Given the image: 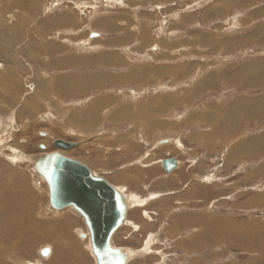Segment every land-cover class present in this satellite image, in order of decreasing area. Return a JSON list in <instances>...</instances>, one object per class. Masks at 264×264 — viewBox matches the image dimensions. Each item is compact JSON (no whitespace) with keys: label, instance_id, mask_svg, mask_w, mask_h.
Segmentation results:
<instances>
[{"label":"rangeland","instance_id":"1","mask_svg":"<svg viewBox=\"0 0 264 264\" xmlns=\"http://www.w3.org/2000/svg\"><path fill=\"white\" fill-rule=\"evenodd\" d=\"M4 2L8 3L2 9L17 16L14 24L20 26L11 28L10 33L11 40L14 37L20 41L13 50L15 53L25 57L26 51L33 50L34 58L37 50L30 46L36 44L43 47L45 54L51 53L50 49L56 50V54L68 49L69 58L74 60L67 68L53 67L54 62L62 60L59 59L62 55L47 56L46 61L51 60L47 64L39 63L40 68L31 60H18L21 67L15 65L19 71L16 81L21 95L12 99L14 104L10 108L0 109V127L6 130L0 139L7 140L6 147L11 144L12 149L28 156L59 151L70 159L90 160L96 168L95 175L112 181L116 173L124 171L116 153H113L115 160L107 161L106 165L97 159L110 147L112 136L102 141L110 142L103 147L96 141L113 131L118 135L126 134V141L132 144L131 151H135L134 160L141 161L146 154L152 164L125 169L131 172L129 180L139 179L136 184L115 180V184L125 183V190L133 197L145 200L140 208L136 206L128 213L127 218L139 223L137 229L132 231L123 226L113 241L115 248L134 251L126 264H264V0ZM95 33L100 36H90ZM0 61L7 70L13 67L1 55ZM236 73L257 83L245 88L238 79H231ZM58 77L70 80L88 77L97 82L82 83L78 89L89 90L76 96L59 93L53 97L46 90L39 93L33 107L19 113L27 97L40 90L44 92L41 84L52 90L56 86L50 82ZM46 79L49 84L44 82ZM198 81L207 90L214 88L196 93L193 86ZM35 84L39 85L38 89ZM120 88L141 93L136 101H130L135 103L133 110H137V120L126 121L119 114L117 123L100 117V125L95 124L97 128L79 129L75 123L63 129L65 122L72 121L73 112H85L82 108L90 105L94 98L115 94ZM9 96L16 95L12 92ZM240 101L247 112H256V119L245 120V111L239 110L240 104H237ZM214 113L218 115L217 120L209 121L216 116ZM24 124L25 130L20 132ZM99 131L105 135L100 137L103 133ZM45 132L50 138H46ZM167 138L173 140L172 145L155 147L157 141ZM54 140L77 145L59 150L53 147ZM241 142L250 144L246 154L238 152L227 157L231 147ZM42 145L46 147L44 150L40 149ZM169 158L179 162V169L169 173L171 175L165 173L159 163ZM13 169L24 171L27 185L32 184L36 192L32 201H26L33 210L37 209L33 217L36 220L25 219L22 226L31 234L26 246L32 257H23L21 264L27 261L34 264V253L55 246L50 241V237L56 235L55 229L65 236L62 245L72 254L71 258L66 255L65 264H96L88 242L77 238L78 231L86 234L82 218L71 208L57 211L49 206L48 187L39 182L38 174L28 172V163H19ZM141 210L150 220L145 219ZM39 219L48 224L44 225ZM0 225L3 226L1 218ZM3 230L6 239V225ZM13 237L12 242L6 240L5 246L0 244V247L10 251L21 238ZM148 240L150 245L145 247ZM3 262L10 264L5 259ZM52 262L57 264L55 258Z\"/></svg>","mask_w":264,"mask_h":264},{"label":"bare ground","instance_id":"2","mask_svg":"<svg viewBox=\"0 0 264 264\" xmlns=\"http://www.w3.org/2000/svg\"><path fill=\"white\" fill-rule=\"evenodd\" d=\"M0 3L2 4L0 6V55L2 57H4L9 63V65H13V67L11 66V69H8L7 70V66L4 65L3 63H0V109L2 108H10L13 101L15 99H18L19 98V92H21V88H20V85L18 84V82L16 81V74L17 72L19 71H16L18 67H21L18 65V60H22V61H32L33 64L35 66H37L36 64L39 65V63L43 64H47L50 60L46 61V57L47 56H52V55H57L58 57L60 55H62V57H60L59 59H62V60H57L56 62H54V66H58V68H67L69 67V62L73 60V57L69 58L68 56V49L66 50H62V53H59V54H56V50H52L50 49L51 46H49V49L51 51V53H47L45 54L43 52V47H39L38 45H32L30 46V49H36L37 51L34 53V58L32 57L33 56V50H29V52H31L30 54H28L29 52L26 51V56H22V55H18L17 53H15L13 50L15 48V46H17L20 41L17 39V38H12L11 40V36H10V33H11V28H15V27H20L19 24H14L16 21H17V16L15 17L14 15L12 14H8L7 12H5L7 9H2L4 8L5 6V3H8V2H4V0H0ZM7 5V4H6ZM11 6V5H10ZM7 8V7H6ZM14 14V13H13ZM97 34V33H95ZM90 34L87 35V37L89 36ZM91 36V35H90ZM97 36L99 37L100 35L97 34ZM95 36V37H97ZM128 39V38H127ZM11 41H13V43H11ZM88 42V41H87ZM147 42V41H146ZM91 43V42H90ZM149 43V42H148ZM95 44V43H94ZM153 48V46H152ZM154 48H157L156 46ZM151 49V48H150ZM137 50V49H136ZM153 50V49H152ZM130 52V51H129ZM150 52V51H149ZM128 53V52H127ZM147 54V53H146ZM30 55V57H29ZM157 55V54H156ZM159 55V54H158ZM68 56V57H67ZM40 57H42L40 59ZM57 57V58H58ZM147 57V55H146ZM40 59V60H39ZM20 60V61H21ZM1 62V61H0ZM164 62V61H163ZM104 63H107V62H104ZM109 63V62H108ZM107 63V64H108ZM118 63V62H117ZM24 64V63H23ZM110 64V63H109ZM112 64V63H111ZM114 64V62H113ZM8 65V66H9ZM18 67H16V66ZM119 65H122V64H119ZM118 65V66H119ZM41 65H39L38 67L40 68ZM25 67V66H24ZM49 67H50V64H49ZM33 68V67H32ZM39 68H36L37 70ZM11 70V71H10ZM35 70V69H34ZM41 70V69H40ZM46 70V69H45ZM53 71V70H52ZM144 72H146L145 70H143ZM14 72V73H13ZM35 72V71H34ZM40 73L43 74V72L40 71ZM158 73V72H157ZM46 74V73H45ZM116 74V73H115ZM44 75V74H43ZM149 75V74H148ZM21 76V75H20ZM120 76V74H119ZM47 77V75H46ZM128 77V76H127ZM145 77H147L145 75ZM145 77H142L143 79H145ZM59 78V79H58ZM57 79L54 78V80H52L50 82L51 83H55V86L56 87H52V90H49L50 88H44V83L43 85L41 84L40 86L43 88L44 92L42 90H40L39 92H36L35 95H32V96H29L26 98H24L25 102L27 103H23L24 106H20L19 107V110L20 112L19 113H23L24 109L25 108H30L32 105H33V102L35 103L39 97V93H45L46 90H48L49 92H47L48 94H50L51 96L55 95V96H59V93L60 95H70V96H76L78 94H82L83 91L86 92V90H89V89H86V90H80L78 89V87L83 83V85H88L91 81H93V79H90L88 77H84L80 80H70V79H67V78H64V77H58ZM133 78V77H132ZM238 79L240 83H242V86L245 87V88H249V87H252V85H254V83H257L256 80L254 79H248L246 77H244L241 73H236L235 75H232L231 79ZM43 79V78H42ZM143 79H137V81H141ZM154 79V78H152ZM51 80V78H50ZM147 80V78H146ZM35 81V80H34ZM37 81V80H36ZM42 81V80H41ZM49 82V80L46 79V81H44L45 83L46 82ZM95 82H97V80H94ZM93 81V82H94ZM126 81V80H125ZM136 81V82H137ZM144 81V80H143ZM200 81V80H199ZM197 82L196 84H194L193 86V90H196V93H199L201 91H209L211 90L212 88L214 87H211L209 88L208 90L205 89L203 87V83L201 82ZM38 82V81H37ZM40 82V81H39ZM47 82V83H48ZM118 83V81H116ZM142 82V81H141ZM227 82V81H226ZM225 82V83H226ZM22 83V82H21ZM36 83V82H35ZM41 83V82H40ZM138 83V82H137ZM49 84V83H48ZM33 85V84H31ZM36 86V84H35ZM38 84H37V89H38ZM99 85H97L96 87H98ZM41 88V89H42ZM85 88V87H84ZM36 89V90H37ZM121 89V88H120ZM143 91V90H142ZM141 91V92H142ZM147 91V90H146ZM145 91V92H146ZM7 92V93H6ZM14 92L16 96L14 97H10L9 94ZM41 93V94H42ZM191 94V93H190ZM202 94V93H201ZM21 95V94H20ZM103 95V94H102ZM141 95V93H136L135 90H130L129 88H127V90H117L115 92V94H110V95H103L99 98H94L93 101L90 103V105H87L85 106L84 108H82L85 112L81 113H75L73 112V119L72 121H68L67 123L65 122V128L63 129H66L69 125L71 124H75L77 123V127L79 129H93V128H97V126L95 125L96 123H98V125H100V117H103V119L105 117H107L105 119V121H115V123H117V117L119 114H121L119 117L120 118H123L124 120L126 121H129L131 119V121H134V120H137L138 117H137V110H133L135 108V103H130V101H136V97ZM189 95V94H188ZM10 97V98H9ZM44 98V96H42ZM46 97V96H45ZM54 97V96H53ZM57 98V97H56ZM80 98V97H79ZM35 99V100H34ZM82 99V98H81ZM91 100V98H89ZM45 101H47V99H44ZM246 100V99H245ZM44 101V102H45ZM58 99L56 100V103H57ZM252 101V100H251ZM254 101V100H253ZM24 102V101H23ZM40 102V101H39ZM43 102V103H44ZM77 102V101H76ZM75 102V103H76ZM86 102V101H85ZM84 102V103H85ZM175 102V101H173ZM241 102L240 103H237V104H240L239 105V110H244L245 111V120L248 121V119L250 120L251 118H255V115H256V112L255 111H250V112H247V109H245V107H242L241 105ZM73 103V102H72ZM178 103V102H177ZM235 103V102H234ZM3 104H5L6 106H4ZM59 104V103H58ZM80 104V103H79ZM141 104V103H140ZM81 105V104H80ZM35 106V104H34ZM84 106V105H82ZM141 106V105H140ZM33 107V106H32ZM79 107V106H78ZM81 107V106H80ZM138 107V106H137ZM212 106H210L211 108ZM108 108H110L109 110H107ZM209 107H207V109H210ZM214 108V107H213ZM81 109V110H82ZM213 111V109H211ZM1 111V110H0ZM209 111V110H208ZM88 112V113H87ZM159 112V111H158ZM226 112V111H225ZM162 113V112H160ZM228 113V112H227ZM131 114V116L129 115ZM215 114V113H214ZM216 116L214 118H211L209 121H216L217 120V117L218 115L215 114ZM122 116V117H121ZM207 116V115H206ZM20 117V116H19ZM31 117V116H30ZM129 117V118H128ZM203 117V116H202ZM33 118V117H32ZM31 118V119H32ZM145 118V117H144ZM144 118H139L140 120L139 121H145ZM205 118V116H204ZM209 118V117H208ZM224 118V117H223ZM222 119V118H221ZM256 119V118H255ZM27 120V119H26ZM122 120V119H121ZM119 120V121H121ZM204 120V119H203ZM254 120V119H252ZM123 121V120H122ZM181 121V120H179ZM208 121V120H207ZM241 121V120H239ZM244 121V120H243ZM1 122V121H0ZM24 122V121H23ZM104 122V121H103ZM12 123V122H11ZM30 123V122H29ZM33 123V121H32ZM51 123V122H50ZM136 123V122H135ZM1 124V123H0ZM28 124V123H27ZM56 124V123H55ZM54 124V125H55ZM29 125V124H28ZM26 125V126H28ZM53 125V124H52ZM137 125V124H136ZM220 125V124H219ZM13 126V125H12ZM56 126V125H55ZM63 126V125H62ZM175 126V125H174ZM64 127V126H63ZM224 127V126H223ZM233 127V126H232ZM163 128V127H162ZM168 128V126L166 127ZM11 129V127L9 128ZM169 129V128H168ZM216 129V128H215ZM25 130V124L22 126V128H20V132L21 131H24ZM98 130V129H97ZM165 130V129H164ZM172 130V129H171ZM231 130V129H230ZM16 131V130H15ZM105 131V130H104ZM163 131V130H162ZM5 127H0V136H4L5 135ZM102 132L103 134L100 136H104L105 135V132L103 131H99V133ZM164 132V131H163ZM46 133V132H45ZM151 133V132H150ZM193 133V132H192ZM213 133V132H212ZM46 138L49 137V134L46 133ZM125 134V133H124ZM156 134V133H155ZM204 134V133H203ZM126 135V134H125ZM124 135V136H125ZM219 135V133H218ZM12 136V135H11ZM11 136H9V138H11ZM110 136H112L110 138ZM123 135H118V134H115V132L113 131L112 134H109L108 133V136L104 137L103 139H98L96 142L98 145H100L101 147L105 146V145H108L110 142V147H106L105 148V151L102 152V156L104 154V158H106V161L103 163L102 162V156L101 155H97V159L99 161L100 164H103V165H106L107 164V161H114L115 160V155L113 153H116V159L117 161H120L121 162V165L120 167L121 168H124V171L123 172H118L115 174L114 177H112V181L108 180L107 179V182L114 188L116 189V187H118L116 190L122 195L124 196V201H125V204H126V207H127V211H126V217H125V220L123 222V224L120 226V228H122L123 226H126L127 228L131 229L132 231L136 230L139 223L137 222H133L131 221L130 218H127L128 217V213H129V210L132 209L134 210V208H136V206H138L140 208V206H142V204L145 202L144 199H141L138 197V199L135 197H133V194H129V192H127L125 190V183H133V184H136L137 183V179L136 177L134 179H131L129 180V173H131L130 171H125V169H132L135 165H140L142 167H149L151 166V162L149 161L150 158L146 156H144L143 160H134L135 157H134V153L135 151H131V148H132V144L127 142L125 137ZM207 136V135H206ZM13 138V136H12ZM45 138V139H46ZM110 138V142L109 143H104L102 142L104 139H108ZM128 138V137H126ZM141 139V138H140ZM257 139V138H256ZM27 140V139H26ZM177 140V139H176ZM175 140V141H176ZM221 140V139H220ZM235 140V139H234ZM25 141V140H23ZM22 141V142H23ZM115 141H116V145H115ZM174 141V143H176ZM178 141V140H177ZM6 142L7 140H2L0 139V174L2 176V178L0 179V218L2 219V225H6V230L8 232V235L5 239V231L3 230V226L0 225V244L5 246L4 245V242H12L14 240V235L16 236H19L21 237L17 242H16V245H14L12 247V249L9 251L8 249H4L2 247H0V264H4L3 260L5 259L6 262L10 263V264H21V260L23 259V257H27V256H30V258L32 257V253L27 250V243L29 242L30 240V232L29 231H24L22 226H23V222L25 219H32L34 217V215L36 214V211L37 209L33 210V208L31 207L30 203L26 202V201H32L33 199V196L36 195V192L34 191L33 187H32V184L31 186L27 185V181L26 180V177H25V173L24 171H15L13 168H15V166L19 163H23V162H26L28 163V172L30 173H33L34 175L35 174H38L37 176L39 177L38 180L39 182H41L45 187L47 185L48 187V184L46 182V179L41 176L37 171H36V166L38 164L39 161H37L40 156L42 155H47V154H41V155H37V156H28V155H25L23 154L22 152H19L18 150H14L11 148V144L8 145L6 147ZM18 142V141H17ZM24 143V142H23ZM26 143V142H25ZM53 143V142H52ZM204 143V142H203ZM173 144V140H171L170 138H167V139H163L162 141H157L156 142V146L155 147H167V146H170ZM163 145V146H162ZM177 145V143H176ZM175 145V146H176ZM179 145V144H178ZM43 146V145H42ZM47 146V145H46ZM174 146V145H173ZM264 146V145H263ZM112 147V148H111ZM180 148V146H178ZM208 147V146H207ZM235 148H232L231 147V150L228 151L227 153V157H231L233 156L235 153H238L241 155H243L246 151H247V148L250 147V144H248L247 142H241L239 144H237V146H234ZM46 148V147H45ZM44 148V149H45ZM135 148V146H134ZM177 148V147H175ZM209 148V147H208ZM43 149V150H44ZM156 149V148H155ZM166 149V148H165ZM181 149V148H180ZM3 150V151H2ZM61 150V149H59ZM95 150L99 151V150H102L101 148H96ZM177 150V149H176ZM5 151L8 152V154H5ZM178 151V150H177ZM107 152V153H106ZM156 152V151H155ZM154 152V153H155ZM261 152V151H260ZM52 153H59L58 152H52ZM146 153V152H145ZM150 153V152H149ZM181 153V152H180ZM51 154V153H50ZM61 154V153H60ZM106 154V156H105ZM151 154V153H150ZM246 154V153H245ZM62 155V154H61ZM114 155V156H113ZM65 156V155H64ZM247 156V155H246ZM254 156V155H253ZM66 157V156H65ZM138 157V156H137ZM242 157V156H241ZM245 157V156H244ZM249 157H251V155L249 154ZM233 158V157H232ZM134 161H133V160ZM175 159V158H174ZM74 160V159H73ZM147 160V161H146ZM78 162H80L81 164L83 165H87L88 167H90L92 169H89L87 166V168L91 171V173L96 176V177H100V176H97L95 175V172L94 171L96 168L95 166L93 165V162H91L90 160H76ZM136 161V162H135ZM177 161V160H176ZM10 164V166H7V163ZM162 162L163 160H160V166H162ZM33 165V168L34 171L31 167V165ZM217 166V165H216ZM119 167V168H120ZM94 168V169H93ZM118 168V169H119ZM120 168V169H121ZM163 168V166H162ZM144 169V168H143ZM179 169V162L177 161V167L176 169H174L173 171H176ZM19 170V169H18ZM115 170V169H114ZM164 170V168H163ZM148 171V170H147ZM117 172V171H116ZM150 172V171H149ZM165 172V170H164ZM172 172V171H171ZM170 172V173H171ZM24 173V174H23ZM97 173V172H96ZM143 173V172H142ZM167 173V172H165ZM216 173V172H215ZM133 174V173H132ZM131 174V175H132ZM154 174V173H153ZM169 174V173H167ZM172 174V173H171ZM169 174V175H171ZM211 174V173H210ZM121 175V176H120ZM162 175V173H161ZM165 175V174H164ZM195 175V174H194ZM27 176V175H26ZM36 176V175H35ZM41 176V177H40ZM124 176V177H123ZM166 177V176H164ZM102 178V177H101ZM149 178V177H148ZM155 178V177H154ZM45 182H44V180ZM104 179V178H103ZM115 180H119L120 182H125V183H117L115 184ZM154 180V179H153ZM156 180V179H155ZM201 180V179H200ZM209 180V178H208ZM118 181V182H119ZM149 181V179H148ZM193 181V180H192ZM197 181V180H196ZM46 183V184H45ZM156 183V182H155ZM159 183V182H158ZM156 183V184H158ZM194 183V181L192 182ZM198 183V182H196ZM207 184V183H206ZM129 185V184H127ZM116 186V187H115ZM133 186V185H132ZM198 186V184H197ZM209 186V185H208ZM213 186V185H212ZM46 187V188H47ZM119 188L121 190H119ZM188 188V187H187ZM189 189V188H188ZM38 190V188H37ZM123 190H125L127 192V194L125 193V191L123 192ZM188 191V190H187ZM47 192L49 193V187H48V190ZM126 195H124V194ZM188 193V192H187ZM186 193V194H187ZM128 194L131 196L129 197ZM224 197V196H222ZM190 200V199H189ZM240 201V200H239ZM33 204V203H32ZM182 204V203H181ZM192 204V203H191ZM201 204V203H200ZM203 204V203H202ZM207 204V203H206ZM198 205H199V202H198ZM197 205V206H198ZM205 205V204H204ZM49 206L51 207L50 205V197H49ZM201 206V205H200ZM238 206V205H237ZM132 207V208H131ZM53 210H57V209H54L53 207H51ZM68 208H71L73 209V207H66L64 209H68ZM203 209V208H202ZM131 210V211H132ZM58 211V210H57ZM73 211L75 213H77V211H75L73 209ZM199 211V210H198ZM141 212H143L144 214V217L145 219H149V216L147 215V213L143 210H141ZM177 212V210L175 211ZM174 213V212H173ZM198 213V212H197ZM80 217L81 215L79 213H77ZM193 214V213H192ZM199 214V213H198ZM200 216V215H199ZM82 218V217H81ZM192 218V217H191ZM201 218V216H200ZM34 220H36L35 218H33ZM130 219V220H129ZM83 220V219H82ZM150 220V219H149ZM193 220V219H192ZM148 221V220H147ZM39 222H42L44 225L48 224L46 221H41L39 219ZM197 222V221H196ZM199 222V221H198ZM84 223V221H83ZM85 225V224H84ZM186 226V225H185ZM86 228V226H85ZM119 228V229H120ZM178 228V227H177ZM87 229V228H86ZM114 232V234L112 235L111 237V241H110V244L111 246L114 248V249H118V250H121V252L123 253V255L125 256V263H127V261L129 262V260L131 259V256L133 254L134 251H131L127 248H115V245H113V241H114V238L116 236V232H118V230ZM201 229V228H200ZM54 230H52L53 232ZM55 236H51V240L53 242V244L56 246V251H55V246L53 247H47V249H49L48 253L46 255H42L41 254V250H38L37 253H34V258L32 259L35 263L34 264H56L55 262H52V259L55 258L56 261H57V264H65L64 261L67 259V256L68 255L70 258L72 256L71 254V251L70 250H66V246H63L62 243H65L64 239H65V236L60 234V232H58L59 230L55 229ZM88 230H86V234H83L82 231H78L77 232V238H79L81 241L83 242H88V248H89V252L91 254V256L94 258L93 260L95 261V263L97 264V261H96V258L95 256L93 255L92 253V247H91V242H90V237H89V232H87ZM192 231V230H191ZM82 232V233H81ZM22 233V234H21ZM58 233V234H57ZM194 236V235H193ZM196 236V235H195ZM45 237H49L48 235H45ZM202 237V236H201ZM85 238V239H83ZM44 240V239H43ZM65 245V244H64ZM150 245V241L148 240L147 243L145 242V247H148ZM74 252V251H73ZM79 254V253H78ZM40 258H39V257ZM38 258V259H37ZM73 259H76V257L73 256ZM16 260V261H14ZM54 261V260H53ZM23 264V263H22ZM25 264H31L29 263L28 261L25 262Z\"/></svg>","mask_w":264,"mask_h":264},{"label":"water","instance_id":"3","mask_svg":"<svg viewBox=\"0 0 264 264\" xmlns=\"http://www.w3.org/2000/svg\"><path fill=\"white\" fill-rule=\"evenodd\" d=\"M52 145L56 149L69 150L77 144L54 140ZM37 159L35 169L46 179L51 207L57 210L73 207L81 215L97 264H124L125 256L121 250L110 244L112 235L126 217L124 196L105 179L94 176L85 165L60 153L42 155ZM162 166L170 173L176 169L177 161L165 159ZM47 253V249L41 251L43 256Z\"/></svg>","mask_w":264,"mask_h":264}]
</instances>
